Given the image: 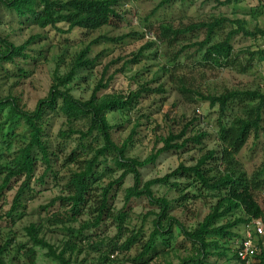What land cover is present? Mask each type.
I'll list each match as a JSON object with an SVG mask.
<instances>
[{
    "label": "trees",
    "instance_id": "obj_1",
    "mask_svg": "<svg viewBox=\"0 0 264 264\" xmlns=\"http://www.w3.org/2000/svg\"><path fill=\"white\" fill-rule=\"evenodd\" d=\"M172 0L161 2L152 12L151 16ZM219 6L238 4L242 0H214ZM120 0H0V8L14 12L20 19L33 22L41 30L55 28L59 22L66 23L70 33L76 29L92 34L121 19L118 11ZM252 15H255L252 12ZM231 26L227 36L219 42H212L214 35L224 26ZM204 31L202 42L193 44L202 53V62L214 66L232 63L233 46L231 39L236 35L251 38L255 43L264 42V27L247 28L244 21L230 20L226 17L214 18L209 22L191 24L185 28L175 29L171 24L161 23L159 26V39L172 45L186 35L196 31ZM36 40L32 36L27 42L16 46L7 38L0 36V67L14 65L20 75L26 71L19 67L18 61H27L29 46ZM100 41L115 42L107 37H99L92 44L78 53L71 63L70 70L63 76H56L52 82L47 97L39 101L33 111L23 109L16 98L0 96V117L7 111L5 120L0 123V143L5 138L4 127L16 119L23 120L28 129L27 143L22 145L10 162L0 164V197L5 190H9L13 181H21L18 191L13 199L12 206L0 214L1 220L10 221L13 225L21 219L23 197L26 193H34L35 185H44L49 174L57 175L54 167L59 163L61 148L72 146L71 151L62 162L61 167L75 166L76 170L69 177L64 191L65 196H58L51 201V206L57 210L50 213L43 223H32L25 228L31 247L25 244L20 249L30 264L36 260V248L46 250V257L57 264H74L87 249L100 253V263L110 261L116 252L127 253L134 246L140 245V253L132 260L136 264H149L154 254L164 258L171 249L172 241L181 238L189 245L192 255L182 258L178 264H209L212 257L225 258V263L239 264L236 255V245L241 240L235 230L238 227L250 224L253 220L264 223V210L254 197L255 191L260 189L262 172L248 177L243 170L237 156L253 136L259 140L263 132L264 123V93L260 91H226L218 96L201 95L203 102L211 108L219 110L217 138L221 144V151H207L195 163L187 167L180 165L175 171L162 178L143 180V171L153 166L156 160L164 153L183 151L189 144L203 147L206 133L198 132L191 138H185L187 130L192 123L187 124L180 134L170 133L162 138L163 147L154 151L144 160L129 158L127 156L130 144L133 142L135 128L128 138L117 144L112 137L114 126L107 119L108 113L115 111L125 112L127 107L136 103L148 88L140 87L127 95L111 93L99 95L110 84L105 80V72L94 88L90 98L86 101L77 99L68 88L73 83L77 72L94 67L95 59L88 54L92 45ZM155 42H146V45L133 56L128 63H137L143 51L151 48ZM254 55V54H253ZM257 55L264 56V50ZM167 72H169L167 70ZM170 78L175 81V74ZM238 107L239 114L231 121L224 122L234 107ZM62 116L65 119V128L60 130L59 146L53 149L51 140L46 134V119L49 114ZM11 143L7 144L10 149ZM44 167L41 176L36 177L38 164ZM116 173L120 175L115 178ZM127 177H132L133 185L123 190L124 206L116 211L112 204L115 195L123 187ZM109 180L106 186L101 183ZM181 181H185L182 183ZM165 187L177 193L174 201L165 196H156L153 188ZM100 191L97 199L93 192ZM206 196L216 199L205 218L197 223L194 229L185 227L179 219L171 215L173 204L182 210L188 209L193 201L201 200ZM144 199L151 208L142 217L140 225H132V200ZM50 207V206H48ZM236 213H241L233 221L229 220ZM90 217L80 222L83 216ZM150 217L151 230L145 239V227ZM225 224L220 222L225 221ZM79 223V227L72 225ZM45 224L51 226L62 225L66 239L56 248L42 236ZM115 230V235H106L107 225ZM176 233V234H175ZM225 241L226 247L221 246ZM145 241V242H144ZM233 245L230 247L231 244ZM7 245L0 244V264H10L6 260ZM260 252L257 255L258 264H264V249L261 242H257ZM161 247L162 250H158ZM230 252L233 253L230 255ZM149 257L150 260H146ZM77 261V260H76ZM81 264V263H80ZM168 264H171L168 262Z\"/></svg>",
    "mask_w": 264,
    "mask_h": 264
},
{
    "label": "rangeland",
    "instance_id": "obj_2",
    "mask_svg": "<svg viewBox=\"0 0 264 264\" xmlns=\"http://www.w3.org/2000/svg\"><path fill=\"white\" fill-rule=\"evenodd\" d=\"M163 1L165 0H120L117 9L121 19L113 20L110 25L89 35H85L80 29L66 33L68 25L63 22H59L55 28L41 30L33 22L20 19L14 12L1 7L0 36L7 38L16 46L24 44L32 36H36V40L27 50L29 59L18 61L19 67L26 71V75H20L14 65L0 67V96L14 97L23 109L33 111L37 103L47 97L54 78L63 76L70 70L74 57L94 40L107 37L116 41H100L92 45L88 57L96 58L94 67L78 71L68 88L75 98L86 101L104 72V79H110V84L107 89L99 93L100 96L111 93L127 95L140 87L148 88L149 91L143 93L141 98L127 107L125 112L115 111L107 115L108 121L114 126L113 140L119 145L135 128L133 142L127 153L129 158L144 160L163 147L162 138H166L170 133L180 134L190 123L192 125L187 130L185 138H191L198 132L207 135L203 140V147H193L189 144L183 151H171L159 156L153 166L143 171V180L146 182L162 178L175 171L180 165L193 166L207 151L220 152L222 147L217 138L219 110L203 102L201 95L218 96L226 91L264 93V56L257 55L258 51L264 50V42L261 40L255 43L251 38L240 34L234 36L231 39L232 63L218 67L202 62V53L198 52L197 46H193L204 40V31H196L169 45L159 39V26L161 23H168L178 29L191 24L209 22L214 18L226 17L230 20L244 21L250 30L255 27L263 28L264 0H242L238 4L228 6H219L214 0H172L151 16V12ZM252 12L255 15H252ZM230 30L231 26H224L216 32L212 42L222 41ZM147 41L155 44L143 51L137 63L126 64L146 45ZM167 70L175 74V81L170 78ZM7 111L5 110L0 117V123L5 120ZM238 114V107L235 106L228 112L224 122L228 123ZM64 124L65 119L62 116L55 113L47 116L46 134L51 140L53 149L61 143L58 133L65 128ZM4 134L6 137L0 143V164L10 162L18 149L27 143L28 129L23 120L16 119L4 127ZM8 143H11L10 149L7 148ZM71 149L72 146L61 148L62 151L58 154L60 161L54 167L56 176L49 174L44 185L33 183L36 192L26 193L23 197L22 209H20L23 216L16 221V224L0 219V244H8L6 252L8 263L30 264L24 251L19 247L22 244L27 247L32 246L25 235V228L32 223L44 224L46 217L57 210V206H51V201L58 196H65V185L76 170L75 166L61 167ZM237 160L249 178L262 172L260 189L255 191L254 197L264 210V123L259 140H255L252 136L237 156ZM43 170L44 167L39 163L36 177L41 176ZM119 175L120 173H116L115 178ZM1 182L0 178V184ZM108 182L109 180L105 179L101 187L106 186ZM20 183L21 181H13L10 189L2 193L0 214L4 215L12 206ZM132 185V177H127L122 189L112 201L116 211L124 206L123 190ZM153 190L156 196H165L172 201L178 198L177 193L165 187L155 186ZM99 193V190L93 192L95 196L93 200L98 198ZM215 202V198L206 196L201 200L193 201L185 210L173 204L171 215L179 219L185 227L194 229L197 223L207 216ZM129 206L132 215L131 228L137 223L140 225L142 217L151 210L144 199L132 200ZM237 216H241V213H236L229 220L233 221ZM89 217V215L83 216L79 223ZM152 220L153 217H150L147 221L144 240L150 233ZM226 221L220 224H225ZM79 223L72 226L78 228ZM111 226L107 225L106 230V235L109 237L115 235V230ZM235 232L240 237L246 233L244 226L238 227ZM42 236L56 248L66 239L62 225L45 224ZM224 242L222 240L221 246L226 247ZM233 245L235 243L230 245L232 249ZM262 246L264 249L263 244ZM170 248L174 250L169 251L164 258L150 255L152 259L149 264H168V262L178 264L182 258L192 255L189 245L181 238L172 241ZM158 250H162L161 247H158ZM140 251L141 246L136 245L127 253L116 252L110 257L109 262L102 264H136L132 260ZM36 252L34 264H57L46 257V250L37 247ZM232 254L230 252V255ZM99 258L100 253L87 249L75 259L74 264H101ZM146 260H150L149 257ZM208 262L226 264L225 258L212 257ZM229 264L236 263L233 261Z\"/></svg>",
    "mask_w": 264,
    "mask_h": 264
},
{
    "label": "built area",
    "instance_id": "obj_3",
    "mask_svg": "<svg viewBox=\"0 0 264 264\" xmlns=\"http://www.w3.org/2000/svg\"><path fill=\"white\" fill-rule=\"evenodd\" d=\"M264 223L261 220H253L245 225V235L236 245V255L239 264H257V255L260 252L257 242L264 245ZM251 229H253L251 232ZM244 234V233H243Z\"/></svg>",
    "mask_w": 264,
    "mask_h": 264
}]
</instances>
